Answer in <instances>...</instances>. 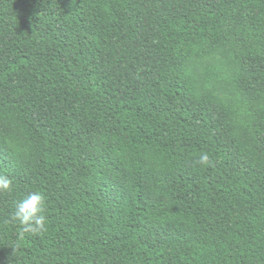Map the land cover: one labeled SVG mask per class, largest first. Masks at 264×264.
I'll return each mask as SVG.
<instances>
[{
  "label": "trees",
  "instance_id": "trees-1",
  "mask_svg": "<svg viewBox=\"0 0 264 264\" xmlns=\"http://www.w3.org/2000/svg\"><path fill=\"white\" fill-rule=\"evenodd\" d=\"M0 174V264H264V0H0Z\"/></svg>",
  "mask_w": 264,
  "mask_h": 264
},
{
  "label": "clouds",
  "instance_id": "clouds-1",
  "mask_svg": "<svg viewBox=\"0 0 264 264\" xmlns=\"http://www.w3.org/2000/svg\"><path fill=\"white\" fill-rule=\"evenodd\" d=\"M197 163L205 167L210 166V156L207 153H201ZM12 190V180L7 175L0 174V195L11 193ZM45 211V197L39 190L28 192L13 200L10 221L18 226L20 239L26 235H36L46 230Z\"/></svg>",
  "mask_w": 264,
  "mask_h": 264
}]
</instances>
